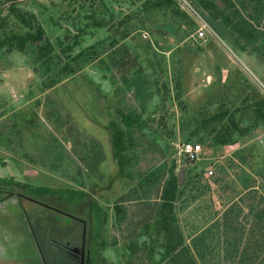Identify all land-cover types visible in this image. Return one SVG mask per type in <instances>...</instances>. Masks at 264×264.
Masks as SVG:
<instances>
[{
  "label": "rangeland",
  "instance_id": "obj_1",
  "mask_svg": "<svg viewBox=\"0 0 264 264\" xmlns=\"http://www.w3.org/2000/svg\"><path fill=\"white\" fill-rule=\"evenodd\" d=\"M5 1L3 15L12 1L35 16L52 53L36 61L33 45L0 52V74L12 86L21 81V58L32 68L23 92L13 87L11 99L0 95V264H73L63 253L80 250L82 233L90 245L100 241L96 264H162L164 239L156 234L153 209L172 166L177 176L184 166L181 186L195 182L176 206L185 243L205 233L211 239L207 264H223L222 240L235 233L227 222L247 229L250 207L264 208V119L255 112L264 113V58L257 49L264 12L255 13L250 0H234L242 17L258 15L251 23L261 36L251 40L184 0L175 1L188 20L145 8L147 0ZM199 18L208 25L202 37ZM130 110L139 114V124L130 126L129 141L124 120ZM230 116L238 127L233 143L216 145L212 138ZM187 142L201 144L193 163L178 152L177 145ZM153 171L145 196H134L130 189ZM19 185L89 197L75 204L48 196L47 205ZM93 201L106 215L98 237ZM67 205L71 211L62 210Z\"/></svg>",
  "mask_w": 264,
  "mask_h": 264
},
{
  "label": "trees",
  "instance_id": "obj_2",
  "mask_svg": "<svg viewBox=\"0 0 264 264\" xmlns=\"http://www.w3.org/2000/svg\"><path fill=\"white\" fill-rule=\"evenodd\" d=\"M8 1L11 0L5 1L4 4ZM147 1L149 4L146 5L145 8L151 9L153 7H161L182 19L188 20L187 13L181 10L175 0ZM187 1L198 7L201 11L206 12L211 19H219L225 27L231 29L242 38L256 40L258 36H261L256 33V26L251 23L254 21L257 22L256 18H258V15H250L247 19L242 17L234 0H220L224 4V7H220L217 0ZM250 3L254 4L255 13L258 12V14H262L264 12V0H250ZM7 11V15H3V12L0 13V52H24L28 49L29 45H33L34 58L36 61L39 59L41 61L47 57L49 58V55L52 53V47L48 38L45 36L43 27L35 20V16L26 10L19 9L12 1L8 4ZM10 17H13L16 23L11 25L12 22ZM260 45L261 47L257 49L262 50L264 58V36L263 42ZM81 55L82 54H79L72 59H77ZM64 69L68 72L69 68L65 65ZM69 71L71 72L73 70L69 69ZM60 73L63 72L61 71ZM126 80L129 81L128 79ZM135 85H137V82H135ZM139 89L140 88H137V90ZM140 95H142L141 92H138L139 98ZM255 112L257 117H263L264 119V113L260 108H256ZM229 118L227 123L222 124L219 129L216 130L212 138V141L216 145L233 143V134L238 131V127L234 118L232 116ZM124 121L127 124L125 132L130 141L132 139V130L130 126L139 124V114L130 110L125 115ZM138 128L140 129V127ZM199 140L203 141L202 138ZM113 146L115 148L114 155L118 157V162L122 167L124 160L120 146L118 142L113 143ZM187 161L189 163L194 162L189 159H187ZM156 171L144 177L142 182L139 183L138 188L130 189V191L134 193V196H145L144 194L146 192L143 186L153 183L150 176L156 174ZM218 181L220 180L215 178L213 182L218 183ZM185 184L182 186L178 184V176L177 173L174 172V166H172L171 170L168 171L167 178L163 180L160 195L158 197L159 201L155 204V208L153 209L155 212V220L153 223L155 225L156 234L159 236L162 235L164 239L166 259L162 264H207L208 262L207 256L210 255V251L207 249L211 244V239L207 237L208 235L205 233H203V235H197L191 240V243H185L182 232L178 226L176 206L185 195L187 186H190L189 189L192 191L195 182L189 179ZM8 185L9 189H13V185ZM1 186L2 184H0V189ZM22 186H18L22 191L21 193L33 199H38L37 201L47 205L51 203L49 202V197L51 196H56V199L61 203H63L65 199L67 202L75 204H77L75 202L76 200L81 201L85 198V200H83L85 202L89 197V194L85 192L70 189H52L46 186ZM196 196L197 194H193L192 198L194 199ZM125 199L126 197L122 196L119 203H122ZM90 206L92 209L90 214L92 219L91 223L98 237L100 236V217L105 218L106 215H101L100 205L97 202L93 201ZM68 207L67 205V207H63L64 209L62 210L71 211V208ZM250 208L252 221H250L247 229L238 222L237 225H233L231 222H227L226 224L227 231L233 230L235 233L230 235V232H226L225 239L222 240L226 251L222 260H220L223 264H264V208L261 209L258 205L256 207L252 205ZM115 209L117 212L122 213L123 216L121 204H116ZM122 216L118 218L119 221L123 219ZM224 221H226L225 218ZM99 242H97V245H99Z\"/></svg>",
  "mask_w": 264,
  "mask_h": 264
},
{
  "label": "clouds",
  "instance_id": "obj_3",
  "mask_svg": "<svg viewBox=\"0 0 264 264\" xmlns=\"http://www.w3.org/2000/svg\"><path fill=\"white\" fill-rule=\"evenodd\" d=\"M21 54L16 53L15 56H20ZM15 58V57H13ZM16 70L18 72H21V81L19 85L12 86L11 82L9 81L6 74H0V80H3L4 82L0 84V95L3 94H9L8 98L11 99V91L12 88L15 87L17 93H21L25 90L27 83L29 81V77L32 73L31 65L27 63L26 58H21L16 65Z\"/></svg>",
  "mask_w": 264,
  "mask_h": 264
},
{
  "label": "flooded vegetation",
  "instance_id": "obj_4",
  "mask_svg": "<svg viewBox=\"0 0 264 264\" xmlns=\"http://www.w3.org/2000/svg\"><path fill=\"white\" fill-rule=\"evenodd\" d=\"M81 235H82L81 236L82 238H81V243L79 246L80 250L77 251V249L74 248L72 249L73 253L69 251H64L65 253L63 254H65L69 258L70 261H73V264H96L95 253L98 252L97 241L94 242L93 245H90L91 242H89L84 237V233H82ZM63 245L67 247L68 243L67 242L63 243Z\"/></svg>",
  "mask_w": 264,
  "mask_h": 264
},
{
  "label": "built area",
  "instance_id": "obj_5",
  "mask_svg": "<svg viewBox=\"0 0 264 264\" xmlns=\"http://www.w3.org/2000/svg\"><path fill=\"white\" fill-rule=\"evenodd\" d=\"M185 2L187 0H184ZM200 27L197 29V34L199 37L204 36V30L208 28L207 23L199 18ZM178 152L182 154L186 159L195 161L199 158L201 153V144L194 142L182 143L180 146L177 145ZM208 174H212V170L209 169Z\"/></svg>",
  "mask_w": 264,
  "mask_h": 264
},
{
  "label": "water",
  "instance_id": "obj_6",
  "mask_svg": "<svg viewBox=\"0 0 264 264\" xmlns=\"http://www.w3.org/2000/svg\"><path fill=\"white\" fill-rule=\"evenodd\" d=\"M217 3L220 6H223V4L220 1H217ZM183 175H184V166H181L178 170V184L181 185L183 182Z\"/></svg>",
  "mask_w": 264,
  "mask_h": 264
}]
</instances>
